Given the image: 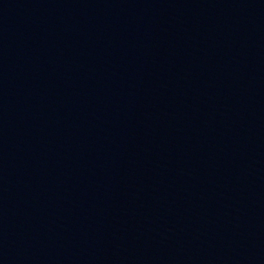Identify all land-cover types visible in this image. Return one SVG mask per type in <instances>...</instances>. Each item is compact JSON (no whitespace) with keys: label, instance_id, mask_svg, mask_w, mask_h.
<instances>
[{"label":"water","instance_id":"water-1","mask_svg":"<svg viewBox=\"0 0 264 264\" xmlns=\"http://www.w3.org/2000/svg\"><path fill=\"white\" fill-rule=\"evenodd\" d=\"M0 264H264V0H0Z\"/></svg>","mask_w":264,"mask_h":264}]
</instances>
